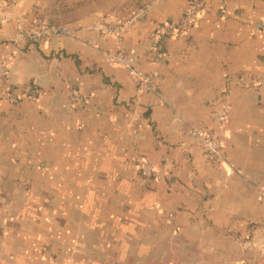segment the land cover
I'll return each instance as SVG.
<instances>
[{
  "label": "crops",
  "instance_id": "0c3cea01",
  "mask_svg": "<svg viewBox=\"0 0 264 264\" xmlns=\"http://www.w3.org/2000/svg\"><path fill=\"white\" fill-rule=\"evenodd\" d=\"M188 3L151 5L121 45L88 34L97 46H21L10 90L43 92L0 105V264H264V199L191 136L193 126L216 131L227 160L264 185V0H208L189 34L153 47L155 30ZM66 4L20 0L14 15L102 19L95 3ZM15 23L0 29V56ZM123 47L157 73L156 91L139 93L128 69L106 61L105 50ZM72 90L86 102L73 105ZM145 161L167 168L166 179L141 178Z\"/></svg>",
  "mask_w": 264,
  "mask_h": 264
},
{
  "label": "built area",
  "instance_id": "2783aa9c",
  "mask_svg": "<svg viewBox=\"0 0 264 264\" xmlns=\"http://www.w3.org/2000/svg\"><path fill=\"white\" fill-rule=\"evenodd\" d=\"M208 0H189V3L179 20H170L166 24L158 27L153 36V47L159 44L163 38H177L187 35L198 24L202 18L204 8ZM20 0H0V29L7 28L9 24L15 22L14 30L10 38L11 49L7 54L0 56V105L2 103H20L22 100L37 99L43 92L37 85L32 84L30 91L26 95H21L10 90V78L12 63L16 53L25 43L35 42L39 45H50L53 41H81L88 46H97V43L86 35L93 34L101 37H113L120 45L122 44L125 30L136 20L144 15L150 8H146L128 19L102 18L98 23H76L59 24L47 19H35L27 21L24 18L16 19L14 10L18 7ZM224 7V4H222ZM221 12H224L222 9ZM264 31V19L261 22ZM105 59L113 66L128 69L137 83L139 93L153 92L157 90L154 82L157 73L144 74L135 64L134 53L126 47L118 51L105 50ZM87 96L78 90H72L71 101L73 105L86 102ZM220 125H225L229 120V108H224L216 114ZM191 136L194 137L202 146L206 157L218 164L224 165L230 175L242 177L255 190L258 198L264 199V185L253 183L244 175L241 169H237L226 158L224 143L216 131L200 126H193ZM139 175L146 181H164L168 174V169H158L149 161L141 162L138 167Z\"/></svg>",
  "mask_w": 264,
  "mask_h": 264
},
{
  "label": "rangeland",
  "instance_id": "374dc122",
  "mask_svg": "<svg viewBox=\"0 0 264 264\" xmlns=\"http://www.w3.org/2000/svg\"><path fill=\"white\" fill-rule=\"evenodd\" d=\"M67 2L66 7L71 6L73 11L76 7H81L86 3H95V10H101V17L107 18L116 15V17L121 19H128L140 11L154 5L156 3L162 2L164 0H65ZM103 11V12H102ZM81 17V16H77ZM76 18V17H75ZM74 18V19H75ZM74 19L70 22H73ZM75 20H80L76 18Z\"/></svg>",
  "mask_w": 264,
  "mask_h": 264
}]
</instances>
